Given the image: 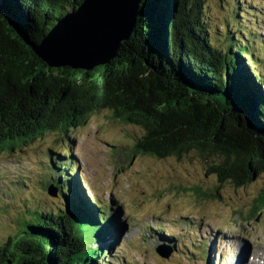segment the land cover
Returning a JSON list of instances; mask_svg holds the SVG:
<instances>
[{"label":"trees","instance_id":"1","mask_svg":"<svg viewBox=\"0 0 264 264\" xmlns=\"http://www.w3.org/2000/svg\"><path fill=\"white\" fill-rule=\"evenodd\" d=\"M231 1L234 10L213 32L204 0H142L136 29L117 57L84 71L48 67L27 45L38 44L83 0H0L15 29L14 36L0 19V152L47 132L68 142L85 116L106 109L140 128L132 154L180 157L195 150L206 163L219 158L207 169L219 182L248 184L264 173V45L260 57L236 17L246 10ZM68 167L57 168L66 182L63 173L48 179L59 204L36 201L39 185L28 186L34 190L18 230L0 245V264H109L103 259L120 226L119 207L79 197ZM260 212L264 188L248 218Z\"/></svg>","mask_w":264,"mask_h":264},{"label":"rangeland","instance_id":"2","mask_svg":"<svg viewBox=\"0 0 264 264\" xmlns=\"http://www.w3.org/2000/svg\"><path fill=\"white\" fill-rule=\"evenodd\" d=\"M233 2L204 0L213 32L224 27L225 18L234 10ZM237 4L246 12L236 17L254 38L255 53L262 57L264 0H237ZM259 68L263 71V61ZM141 135L138 126L115 120L103 109L73 127L68 142L57 132H47L14 152H0V245L19 228L23 202L34 190L28 186L39 185L43 195L34 190L36 201H43L44 196L59 204L58 197L46 192L51 184L48 179L51 175L58 179L63 173L66 182V174L57 168L69 166L74 175L70 186L76 187L79 197L119 207L120 226H113L116 237L106 243L110 248L103 261L264 264V212L248 218L254 198L264 188V173L243 186L219 182L214 174H207L208 165L219 161L215 156L206 163L195 150L180 157L132 154ZM51 148L66 157L52 155ZM157 249L171 253L161 257ZM239 254H243L240 261Z\"/></svg>","mask_w":264,"mask_h":264},{"label":"water","instance_id":"3","mask_svg":"<svg viewBox=\"0 0 264 264\" xmlns=\"http://www.w3.org/2000/svg\"><path fill=\"white\" fill-rule=\"evenodd\" d=\"M142 0H83L58 19L38 44L27 45L48 67L91 71L107 65L136 29ZM0 19L15 36V29L0 3ZM0 21V22H1ZM1 22V23H2ZM49 196L57 197L53 184ZM156 253L169 257L171 250Z\"/></svg>","mask_w":264,"mask_h":264},{"label":"bare ground","instance_id":"4","mask_svg":"<svg viewBox=\"0 0 264 264\" xmlns=\"http://www.w3.org/2000/svg\"><path fill=\"white\" fill-rule=\"evenodd\" d=\"M242 255H243V254H242ZM242 255H241V256H242ZM241 256H240V254H239V256H238V258H237L238 261L241 260ZM252 261H253V260H252ZM252 261H251V262H252Z\"/></svg>","mask_w":264,"mask_h":264}]
</instances>
